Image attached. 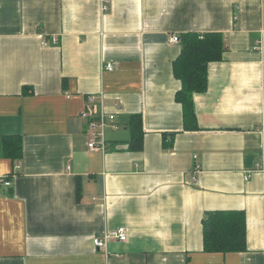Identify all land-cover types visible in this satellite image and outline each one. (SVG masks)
Returning a JSON list of instances; mask_svg holds the SVG:
<instances>
[{"label":"crops","instance_id":"obj_1","mask_svg":"<svg viewBox=\"0 0 264 264\" xmlns=\"http://www.w3.org/2000/svg\"><path fill=\"white\" fill-rule=\"evenodd\" d=\"M109 3L0 0V138L24 144L17 163L0 147V264H264V0ZM188 32L227 46L194 95V131L171 41ZM90 110L116 116L106 150L89 148ZM135 115L142 151L129 150ZM215 211L245 213L246 252H204ZM119 228L127 241L94 245Z\"/></svg>","mask_w":264,"mask_h":264},{"label":"trees","instance_id":"obj_2","mask_svg":"<svg viewBox=\"0 0 264 264\" xmlns=\"http://www.w3.org/2000/svg\"><path fill=\"white\" fill-rule=\"evenodd\" d=\"M181 52L173 63V73L181 82L175 99L183 110L185 131L198 129L197 114L194 106V95L208 89V69L213 62L222 61L227 51L226 39L221 33L200 34L184 33L180 36ZM27 88L24 89L26 91ZM94 108V107H93ZM94 113L93 110H90ZM97 117V116H95ZM132 133L129 142L130 151L143 150V120L141 115L131 116ZM176 133L165 134L164 146L174 143ZM1 157L19 162L24 155L23 139L19 135L0 138ZM82 196V186L77 184V200ZM203 249L205 253H243L247 247V219L241 211L207 212L202 220Z\"/></svg>","mask_w":264,"mask_h":264},{"label":"built area","instance_id":"obj_3","mask_svg":"<svg viewBox=\"0 0 264 264\" xmlns=\"http://www.w3.org/2000/svg\"><path fill=\"white\" fill-rule=\"evenodd\" d=\"M101 9L104 13L108 12L110 10V3L109 0H102ZM172 43L179 44L180 43V37L179 36H173L171 38ZM106 69L111 71L113 70V65L108 64L106 66ZM101 99V98H100ZM97 100V96H90L88 98V103L95 104ZM102 100V99H101ZM86 117L90 118L89 121V148L92 150H106L107 145L105 141V128L108 125L109 121H115L116 116L115 115H107L104 112H100L97 117H94V113L92 111H87L85 114ZM113 129L117 130L119 126L117 124H113ZM19 166L17 167V169ZM6 186H10V182H5ZM113 239L120 240L122 242L127 241L128 235L127 230L125 228H119L118 230H115L113 232L105 234L103 238H96L94 240V245L102 249L106 247L107 242Z\"/></svg>","mask_w":264,"mask_h":264}]
</instances>
